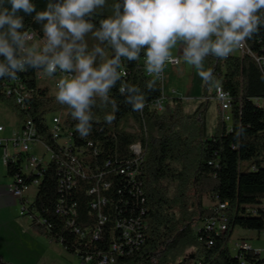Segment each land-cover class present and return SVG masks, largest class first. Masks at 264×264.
<instances>
[{"label":"trees","instance_id":"1","mask_svg":"<svg viewBox=\"0 0 264 264\" xmlns=\"http://www.w3.org/2000/svg\"><path fill=\"white\" fill-rule=\"evenodd\" d=\"M49 2L58 0H31L35 12L17 13L23 17L21 31L43 39L46 21L38 23L33 17L45 11ZM116 2L121 0H107L93 13L90 19L95 28L112 15L111 6ZM86 40L89 46L95 43L91 34ZM245 46L248 52L242 57L207 58L210 77L206 86L219 81L231 99L230 125L219 115L213 134L207 132L204 120L208 101L187 116L182 115L177 99L167 98L163 112L152 109L162 96V87L155 81L153 90L145 88L146 81L153 79L145 75L143 50L138 61L122 58L118 71L122 81L145 92L144 109L133 111L125 103L118 81L109 94L118 106L115 119L111 124L104 121L112 111L110 106L93 108V129L86 138L76 132L70 109L58 103L48 87L38 85L41 70L29 68L17 73V79H0V105L20 125L31 122L38 138L56 156L61 152L46 124L51 114H62L64 127L72 131L76 146L86 148L82 163L86 177L77 176L70 189L60 187L57 160L41 170L31 208L45 224L32 222V228L61 244L82 263L91 257V264H97L108 255L113 264H264V258L251 249L238 250L236 255L229 249L235 228L264 232V67L258 62L264 59V27ZM20 85L26 92L22 104L16 102L15 95L6 94L7 88L18 89ZM163 121L167 122L165 127L159 125ZM136 144L141 145L143 158L136 185L140 195L130 191L125 175L118 173L134 161L131 147ZM19 165L18 161L8 162L10 177L21 176ZM20 178L30 184L36 177ZM105 183L109 188L101 189L100 195L106 203L93 209L98 197L90 190ZM205 198L212 200V208L203 206ZM219 205L226 206L220 209ZM59 208L63 214L57 213ZM100 217L105 222L101 223ZM209 220L224 224L225 231L206 230ZM131 225L138 236L133 235L129 245H120L122 254L111 251L115 242H124L121 227ZM96 231L99 235L95 240ZM0 264L10 263L0 257Z\"/></svg>","mask_w":264,"mask_h":264},{"label":"clouds","instance_id":"2","mask_svg":"<svg viewBox=\"0 0 264 264\" xmlns=\"http://www.w3.org/2000/svg\"><path fill=\"white\" fill-rule=\"evenodd\" d=\"M107 0H58L33 19L43 22V39L33 43L35 33L21 31L23 17L31 15V0H0V79H17L27 69L51 77L67 74L57 83L56 100L70 109L76 132L88 137L95 120L93 108L111 107L104 117L111 124L118 111L109 94L120 82L119 92L133 111H142L146 95L137 85L122 81V58L138 61L144 52L145 71L156 78L165 63L181 60L203 70L208 57L226 59L242 48L264 27V0H121L112 4V15L95 28L91 17ZM10 6V7H9ZM88 18V19H86ZM95 41L89 46L86 37ZM177 49L179 55L173 56ZM155 80L146 81L147 90Z\"/></svg>","mask_w":264,"mask_h":264},{"label":"built area","instance_id":"3","mask_svg":"<svg viewBox=\"0 0 264 264\" xmlns=\"http://www.w3.org/2000/svg\"><path fill=\"white\" fill-rule=\"evenodd\" d=\"M248 52L246 51V46L244 45L242 48H239L235 50L233 53H231L229 56L233 57H242V55ZM261 66L264 67V59L258 61ZM180 64V63H179ZM179 64L176 63H165L164 70L160 78H156L155 76L147 73L145 71V75L148 78H151L155 80L157 83L163 87L164 85V76H165V70L168 67H178ZM144 65V62H143ZM145 67V65H144ZM56 76H63L66 77L67 74L61 73L59 71L56 72ZM163 89V88H162ZM174 90H172V94H174ZM7 95H15L16 102L18 104L23 103V99L26 95V92L24 88L20 85L18 89L14 88H7L6 89ZM212 95L213 99L217 102L220 110L221 119L225 123H230L231 121V99L229 95L223 90L221 83L218 81L215 83V85L212 88ZM166 96L162 93V96L157 99L153 105L152 109L157 112H163L164 106L166 102ZM206 101H208V98H206ZM259 103V102H257ZM59 115V114H55ZM60 114L58 117L51 116V120L49 123H47V129L49 132V135L51 136L54 143L57 145V147L60 149L59 152L61 154L59 156H56L47 146L43 144V142L38 138L36 131L34 129V126L31 122H26L25 124L21 125L19 131L15 133L10 139H5L1 136V133L3 132V127L0 126V148L3 149L2 153V163L5 167H7V164L9 161L19 162V171L22 177H30L34 175L36 178L30 183V184H24V181L21 176L15 175L14 177H11V183L8 185V191L14 197L16 200L19 201L20 206V216L27 218L30 223L36 222L39 225L45 224V221L41 218H39L36 214H34L31 205L33 203V200L35 198L36 192L33 195V198H29L27 193L30 189V187H34L37 189L40 183L41 178V170L44 169L46 166H48L53 160H57L58 163V182L60 184V187L64 189H70L73 184L74 180L77 176L80 177H86L85 172L82 170V163L84 158L86 157V148L85 147H78L76 146L73 138V133L71 130L64 127L63 124V115ZM129 131H132V129H129ZM12 146V152L9 153L7 150L8 147ZM88 146H91L90 143H88ZM40 148L43 154L38 157L33 152ZM131 150L133 151L135 155L134 161L131 163L130 166H127L125 169H119L120 175H125L126 181L129 183L130 191H136L139 195V189L136 186L138 175L140 173V165L143 161L141 150L142 147L140 144L133 145L131 147ZM96 152V150L94 151ZM45 157L48 159L45 160ZM109 165V162H106V166ZM117 173V172H116ZM101 174V173H99ZM101 177V175H99ZM109 185L107 183L102 184L100 187L99 184H96L95 187H93L90 190V194L97 195V202L92 205L93 209H97L100 205H104L106 203L105 199L101 198L100 190L103 189L108 190ZM62 203V202H60ZM264 205V203H263ZM226 205H219L220 209L225 208ZM66 212V211H65ZM57 213L63 214L62 208H59ZM101 223L105 222V219L100 217ZM122 233H123V244L119 242H115L111 246V251L122 254L121 246L120 245H129L132 242L133 235L137 237L135 227L133 225L131 226H122ZM205 229L210 231L215 229L217 233H222L225 231L224 224L217 222L215 220H209L205 224ZM99 231H96L93 238L96 240L98 238ZM264 233V232H263ZM82 237H85V233L81 234ZM238 250H250V247L243 243L238 247ZM92 259L91 257L84 258V262L81 264H91ZM114 259L108 255L102 256L97 264H113Z\"/></svg>","mask_w":264,"mask_h":264},{"label":"crops","instance_id":"4","mask_svg":"<svg viewBox=\"0 0 264 264\" xmlns=\"http://www.w3.org/2000/svg\"><path fill=\"white\" fill-rule=\"evenodd\" d=\"M172 53L174 57L179 55L178 50L175 48L172 50ZM178 67L166 68L165 74L168 76L174 74L175 68ZM55 87H57V84ZM51 94L56 96L52 92ZM165 96L169 98L166 94ZM169 100L171 101V99ZM0 116L5 121H10L11 116L14 118L13 114L2 105H0ZM20 127L21 125L18 123V127L13 129L9 134L6 127L7 129H3L1 136L8 139L17 133ZM7 150L9 153L12 152V149L8 148ZM37 151H39V148H37ZM10 183L11 177L7 173V168L2 163V152L0 150V257L10 264L79 263V259L76 261L70 253L65 251L61 244L49 241L32 228L27 218L20 216L19 201L12 197L8 191ZM27 195L31 198L29 193ZM263 236L264 233L240 229L237 231V242L234 244L235 254L233 255L237 254L238 247L243 243H246L251 250L261 255L263 250L254 246L252 241L255 239L260 241L261 238H264Z\"/></svg>","mask_w":264,"mask_h":264},{"label":"rangeland","instance_id":"5","mask_svg":"<svg viewBox=\"0 0 264 264\" xmlns=\"http://www.w3.org/2000/svg\"><path fill=\"white\" fill-rule=\"evenodd\" d=\"M33 43H40V40L38 38L33 39ZM211 57V56H210ZM213 58V59H212ZM210 58L211 61H214L216 57ZM175 72L172 75H166L164 76V85L162 89V93L166 94L171 100L177 99L181 101L182 105V115H191L196 111V109L199 107L201 102H205L206 98H208V105L207 108L204 110V120L206 123V129L207 132L210 134H213L215 130L217 129V123H218V117L220 115L219 113V106L217 102L213 99V95L211 92V87L206 86V80L202 79L200 75H198V70L192 67L191 65L185 63L183 60L180 62V66L178 68H175ZM203 70L205 72L209 73V62L207 59L203 62ZM63 78V76H47L44 73L39 75V79L37 80L39 86H46L49 88L50 93L56 94L58 89L55 87V85L58 83L59 79ZM172 90H174V94H172ZM51 115L47 116V123L51 120ZM60 115V114H59ZM59 115H53L54 117H58ZM14 116V115H13ZM62 116V115H61ZM161 122L160 126H166L167 122ZM18 120L11 116L10 121H5L0 116V126L7 129V133H11L13 129H16L18 127ZM227 125H230L227 124ZM11 138V137H10ZM8 138V139H10ZM9 149H12V146L8 147ZM1 152L3 153V149H1ZM34 154H36L38 157H40L43 152L39 148V151H34ZM48 158L45 157V160ZM36 189L32 186L30 187L28 193L30 194L31 198H33V195L35 194ZM203 206L205 208H212L213 202L209 198H205L203 200ZM240 229L237 228L233 233L229 241V249L230 253L233 255L235 254V242H237V231ZM264 237V236H263ZM252 244L254 246L259 247L262 251L260 257L264 258V238H261V240H253ZM254 249V247H252ZM74 259L77 261L78 258L74 254H71ZM77 264H81L77 262Z\"/></svg>","mask_w":264,"mask_h":264}]
</instances>
